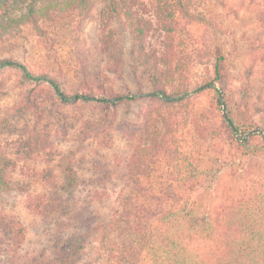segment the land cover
<instances>
[{
    "label": "rangeland",
    "instance_id": "obj_1",
    "mask_svg": "<svg viewBox=\"0 0 264 264\" xmlns=\"http://www.w3.org/2000/svg\"><path fill=\"white\" fill-rule=\"evenodd\" d=\"M49 2L4 1L0 6V26H4L0 28V60L12 59L31 72L47 74L68 92L87 85L135 98L122 102L114 114L104 115L90 105H60L47 84L26 81L17 67L0 69V148L11 150L17 159L20 173L16 180L23 190L4 204V212L18 220L20 230L15 242L0 235V264H24L31 259L45 264L54 257L56 243L76 234L70 222L43 214L47 209L38 203L39 194H44V200L69 197L71 204L87 207L86 221L96 216L97 222H106L127 180L133 145L141 149L138 178L143 179V190L149 187L147 178L155 184L152 194H144L154 201L158 192L177 191L192 199L205 197V206L215 210L240 198L255 182L264 184V157L243 156L237 148L236 128L232 125L233 131L223 123V110L231 108L241 121L264 133V0H204L196 9L202 18L181 19L171 34L154 25L146 38L148 48L172 54L176 60L171 66L176 68L177 80L168 90L188 92L186 100L159 110L168 119L167 127L146 117L149 108L155 107L146 97L152 87L132 52V39L123 21H102L103 0H90L83 12L49 11L35 18L27 14L33 6L39 10ZM18 18L35 20L41 36L32 24L11 23ZM219 55L223 57L220 87H208L221 88L224 109L215 105L210 92L199 89L214 80ZM6 125L10 128H3ZM138 127L141 133L129 140ZM195 137L200 145L212 138L211 145H203L212 150L203 155L202 149L196 159L186 161L182 173L176 168L182 163L176 151L187 150ZM34 138L49 145L28 159L25 150L30 145L36 148L30 141ZM248 138L259 139L252 134ZM63 164L75 178L71 196L64 193ZM187 164L210 166L206 177L190 173L200 181L210 180L209 189L177 188L176 180L190 175ZM94 194L102 196L97 195L98 199ZM96 250L93 236L79 264H96Z\"/></svg>",
    "mask_w": 264,
    "mask_h": 264
},
{
    "label": "trees",
    "instance_id": "obj_2",
    "mask_svg": "<svg viewBox=\"0 0 264 264\" xmlns=\"http://www.w3.org/2000/svg\"><path fill=\"white\" fill-rule=\"evenodd\" d=\"M5 0H0V6ZM51 2L42 9H30L27 13L35 18L44 16L49 11L63 12L75 9L83 12L89 5L90 0H49ZM105 3L102 11V21L108 23L111 19L119 18L123 21L132 39V52L139 63L144 67L152 90L146 96L155 107L149 108L146 117L154 123H161L167 127V117L159 110L171 108L175 104L186 100L187 90L169 91L172 82L177 80L176 68H172L175 60L172 54H159L156 50L148 48L146 38L154 25H159L162 30L171 34L177 26L182 24L181 19L194 21L202 18L196 13L204 0H103ZM263 12V10H262ZM24 17V16H23ZM32 24L41 36L42 31L38 28L35 20L18 18L11 23ZM10 23V24H11ZM4 29V26H0ZM172 39V36H170ZM222 56L215 59V78L206 84H218L220 81V68ZM5 67H17L28 82L47 84L53 91L60 105L83 104L98 109L104 115L107 112L114 114L117 107L124 101H133L135 95H120L112 91L108 92L103 87L93 88L85 85L80 90L68 92L64 87L47 74H36L26 66L12 59L0 60V69ZM179 77V75H178ZM220 87V85H219ZM212 94L215 105L222 106L219 93L223 96L221 88H202ZM226 121L223 115V123L227 128L233 125L239 134L236 144L241 154L247 158L264 157V140L258 133L252 137L259 138L253 142L251 138L241 139L250 132L252 127L249 123L241 121L239 115L231 108H226ZM148 125V123L146 122ZM10 128V126L6 125ZM128 139L141 133L140 127L136 128ZM232 130V129H231ZM125 134V129L122 131ZM161 139L162 136L158 135ZM163 139V138H162ZM29 140V139H26ZM199 137L192 138V145L187 150L176 151L182 163L176 164L178 171L185 168V162L196 159L201 154L203 145H211L212 138L205 140L206 144L200 145ZM36 148L31 145L26 148L28 159L34 154H40L49 145L48 142H37ZM201 143V142H200ZM40 150H39V149ZM212 147L206 146L203 155H210ZM141 149L139 145H133L130 156V164L127 170V180L116 197V206L106 222H97V217L84 218L87 207H80L76 203H70V198L54 196L44 200V194L36 198L42 203V208L47 211L43 214L51 215L70 222L69 226L76 234L66 236L55 246L54 257L45 261V264H79L81 256L90 237H95L97 250L94 257L96 264H264V184L255 182L243 190L240 198L230 200L215 210L205 206V197L183 195L182 192L160 194L157 199L151 200L152 196H146L147 192H154L155 184L147 178L145 184L148 189L143 190V179L138 178L141 164L139 157ZM43 153V152H42ZM9 149L0 148V235L9 242H15L20 227L18 220L4 212V204L10 197L23 192L18 187L20 165L12 156ZM186 174L197 173L206 177L209 167H200L187 164ZM182 168V169H181ZM66 171L67 183L63 186L64 193L68 196L73 194L75 178L73 173ZM205 174V175H204ZM211 181H200L197 176L191 174L176 180L177 188L186 190L209 189ZM143 190V193H142ZM148 190V191H147ZM95 193V192H93ZM102 194H94L100 199ZM60 198V199H58ZM88 224L86 226V223ZM95 224V225H94ZM62 225V222H59ZM66 224H64L65 226ZM68 226V227H69ZM84 229V233H77ZM20 229H18L19 231ZM11 261V260H10ZM37 260L31 259L24 264H37ZM43 264V263H42Z\"/></svg>",
    "mask_w": 264,
    "mask_h": 264
},
{
    "label": "water",
    "instance_id": "obj_3",
    "mask_svg": "<svg viewBox=\"0 0 264 264\" xmlns=\"http://www.w3.org/2000/svg\"><path fill=\"white\" fill-rule=\"evenodd\" d=\"M208 86H214V84H208V85H205V86H203V87H208ZM199 89H202V88H199ZM219 99H220L221 104H222V107H223V109H224L225 104H224V101L222 100V95H221L220 93H219ZM223 114H224V117H225L226 121L229 123V121H228V119H227V117H226V111H225V109L223 110ZM231 127H232L233 131H235V128H234L233 126H231ZM253 133H258V134H260V135L262 136L263 140H264V133H263V131H262L261 129H253V130H251L250 132H248L247 135H246L245 137H243V138H241V139H247V138H248L251 134H253Z\"/></svg>",
    "mask_w": 264,
    "mask_h": 264
}]
</instances>
